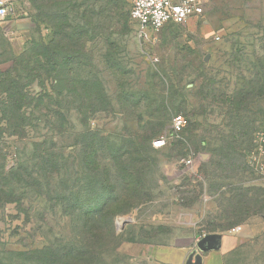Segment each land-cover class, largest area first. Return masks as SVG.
<instances>
[{
  "label": "rangeland",
  "instance_id": "1",
  "mask_svg": "<svg viewBox=\"0 0 264 264\" xmlns=\"http://www.w3.org/2000/svg\"><path fill=\"white\" fill-rule=\"evenodd\" d=\"M12 1V14L0 21V178L10 179L19 163L42 175L34 143L48 148L61 171L43 187L18 190L23 207L0 208V264H21L25 253L79 234V219L61 208L66 190L90 204L113 200L114 185L121 197L113 205L132 204L120 175L104 192L89 166L96 156L109 166L113 154L135 159L138 148L150 163L146 197L114 217L117 240L100 264H156L157 248L179 236L230 232L245 238L228 264H264V0H205L199 16L149 38L134 29L131 0ZM65 23L77 46L58 55L66 61L74 53L75 75L101 82L104 110L83 108L65 85L67 65L56 72L49 65L46 79L37 69L54 50L53 29ZM16 88L26 101L49 94L26 110L30 128L22 136L11 129L9 89ZM177 114L188 119L179 134L172 131ZM160 136L166 145L155 147ZM98 224L93 233L107 237Z\"/></svg>",
  "mask_w": 264,
  "mask_h": 264
},
{
  "label": "trees",
  "instance_id": "2",
  "mask_svg": "<svg viewBox=\"0 0 264 264\" xmlns=\"http://www.w3.org/2000/svg\"><path fill=\"white\" fill-rule=\"evenodd\" d=\"M70 29L73 28L67 23L62 25L61 29L57 31H54L53 29L52 41L53 45H55L54 50H49L47 54L44 53V55H41L40 58H42L43 64L39 63L41 66H38L37 69L42 70L41 76L43 79H46L47 77L49 78V76L52 77L53 70L56 72L60 63H62V66L67 65L64 78L65 85L69 88L70 92L77 94L82 99L83 108L98 111L104 110L105 107H103L104 105H101V102L105 103L106 98L105 90L101 82L96 81V83H93L89 80H83L75 75L78 62L74 53L68 56L66 61H62L58 55V52H65L68 51V49L71 51V49H74L77 46L72 43L73 40H69L71 39L70 34L66 33V30ZM82 34L83 33H81V36H83ZM63 39L69 40V42L64 43V47L61 44ZM77 51L78 50L75 49V52ZM43 58L46 59L44 60ZM46 65H48V67ZM49 65L53 70L49 69ZM35 68L36 66L31 69ZM57 79L56 76L53 77V80L56 82ZM91 86L94 88V91ZM12 90L13 91H10L9 89L14 109V122L11 124L12 134L22 136L30 128V125L22 119L26 110L32 107L34 100L37 102L35 106L43 105L45 97H48L49 94L47 96L41 94L38 98L30 97L31 100L26 101L27 94L23 92V90L19 88ZM97 102H99L101 107L95 106ZM34 145V151L41 152L37 157H39V165L41 167L40 170L42 175L39 176V173L35 172L29 164L19 163L17 168L11 171L10 179L7 180V175L0 178V208L7 203L13 202L19 204L20 207H23V196L17 194L18 190L24 191L26 188L32 187L34 189V186L43 187L44 179L53 182L56 178H59L61 169L58 164L53 162L50 158L51 156L50 153H48V148L46 146H43L44 148H42V146L37 143H34ZM94 145L96 147V143H93V146ZM93 152L96 153L94 149ZM124 155L125 154L118 155L116 157L113 154L112 160L114 163L111 166L104 163L101 164L98 156H96L92 161V165L89 166V169L91 172L100 176L99 183L103 184L101 189L104 192H107V189L105 188L107 183L108 185H111V183L113 184L115 181L114 178L118 180L120 177L123 178L122 182L126 183V186L129 187L132 193L133 203L123 207H115L112 201L116 198H120L121 194L120 192H117L118 194L116 193V187H114V185L110 187V191L107 193L110 194L113 200L98 199L90 204L80 203L74 200L78 194V197H81L82 192L74 193L73 191H70V193H67L66 190L64 193L65 197L61 200V208L66 215H69L73 219L76 218L77 221L79 219L81 223L77 227L79 234L74 237L75 239H68L64 244H50L42 250H34L29 252L30 254L25 253V258L21 257V264H100L102 260L101 257L108 249L110 243H115L117 240V236L113 230L114 217L127 212L136 205H139L146 197L144 193L147 175L146 170L150 163L145 150L142 152V150L138 148L135 159L129 158L130 156L123 158ZM107 157L108 156L105 157L106 160ZM134 168L136 169L135 172H133ZM0 175L4 176L3 171H0ZM87 189L88 188L83 191L88 192ZM49 191L52 192L53 190ZM101 192L95 195L96 198L101 196ZM97 223H99L98 225L100 226H104V228L108 227L109 235H107V237L104 238L100 234L93 233V229Z\"/></svg>",
  "mask_w": 264,
  "mask_h": 264
},
{
  "label": "built area",
  "instance_id": "3",
  "mask_svg": "<svg viewBox=\"0 0 264 264\" xmlns=\"http://www.w3.org/2000/svg\"><path fill=\"white\" fill-rule=\"evenodd\" d=\"M12 0H0V21L12 14ZM205 0H131V21L136 33L149 38L171 23L182 24L199 16L204 10ZM188 125L183 114H177L172 120V131L181 133ZM165 136L157 137L155 147L166 145Z\"/></svg>",
  "mask_w": 264,
  "mask_h": 264
},
{
  "label": "crops",
  "instance_id": "4",
  "mask_svg": "<svg viewBox=\"0 0 264 264\" xmlns=\"http://www.w3.org/2000/svg\"><path fill=\"white\" fill-rule=\"evenodd\" d=\"M242 233L230 232L204 238L182 235L155 251L156 264H228L244 240Z\"/></svg>",
  "mask_w": 264,
  "mask_h": 264
},
{
  "label": "water",
  "instance_id": "5",
  "mask_svg": "<svg viewBox=\"0 0 264 264\" xmlns=\"http://www.w3.org/2000/svg\"><path fill=\"white\" fill-rule=\"evenodd\" d=\"M204 238H207V237H204Z\"/></svg>",
  "mask_w": 264,
  "mask_h": 264
}]
</instances>
